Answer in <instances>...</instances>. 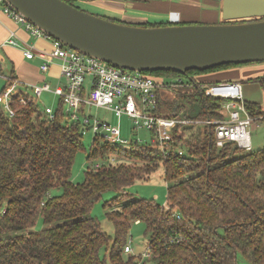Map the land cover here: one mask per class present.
Listing matches in <instances>:
<instances>
[{
    "label": "trees",
    "instance_id": "trees-1",
    "mask_svg": "<svg viewBox=\"0 0 264 264\" xmlns=\"http://www.w3.org/2000/svg\"><path fill=\"white\" fill-rule=\"evenodd\" d=\"M162 24L166 23L139 25ZM261 62L185 72L142 71L157 81L180 78L182 84L195 87L194 93H179L173 100L158 92L152 112L162 116L182 112L181 116L198 120L219 117L223 99L199 89L219 81L205 82L197 76ZM8 82L5 79L0 93ZM248 82L264 87V76ZM244 103L251 116L264 118L259 103ZM85 107L77 119L64 111L62 100L53 119L32 102L18 108L12 118L0 108V264H137L133 254L124 252L135 221L145 225V244L154 264H242L240 258L248 264H264V145L245 149L230 141L218 147L213 127H194L197 123L187 129L175 126L167 152L150 142H135L137 138L110 142L95 133L86 157L105 159L87 167L83 181L75 183L71 167L89 124L83 118L93 117ZM160 166L167 184L165 205L127 190ZM106 190L115 191L103 204L113 224L111 234L91 213ZM112 201L119 208H111ZM39 218L44 226L37 229Z\"/></svg>",
    "mask_w": 264,
    "mask_h": 264
},
{
    "label": "built area",
    "instance_id": "built-area-1",
    "mask_svg": "<svg viewBox=\"0 0 264 264\" xmlns=\"http://www.w3.org/2000/svg\"><path fill=\"white\" fill-rule=\"evenodd\" d=\"M3 10L15 20L23 23L36 34L50 37L37 26L33 25L23 14L13 8L5 0H0ZM14 32L10 31L7 42H14ZM51 38V48L48 51H40L41 71H47L52 60L60 63V72L64 78V84L51 86L48 82L27 83L21 82L14 76H5L9 82L0 93V108L8 118L18 114V108L28 102L36 104L43 92H51L63 102L64 111L72 119L79 118L82 105L102 106L110 109L119 119L126 115L131 119L132 129L140 127L149 130L150 143L158 147L162 152H167L173 140V129L188 123H201L213 127L215 145L220 147L226 142H234L237 146L251 149L249 125L261 116H251L245 106L242 93V85L239 81H219L202 85L199 89L207 96L221 97L222 103L219 109L220 118L212 120L208 117L190 119L178 115L162 116L153 113L158 104V94L166 88L182 85L180 78L173 81H157L153 77L145 75L142 71L121 68L107 63L95 56L74 49L62 41ZM26 58L34 56L32 46L23 50ZM26 85L31 88L32 96L27 97L20 87ZM160 92V93H158ZM41 113L48 119L54 118V107L46 105ZM94 118V117H93ZM84 122L90 123L88 117ZM95 132L100 133L107 141L127 143L130 139L121 135L119 124H111L94 118L89 125ZM135 142L141 143L137 138ZM179 154L183 150L178 149ZM4 211L2 207L1 212ZM176 216H178L176 214ZM124 252L133 254L137 264H154L152 251L149 244L137 253H133L129 243L124 246Z\"/></svg>",
    "mask_w": 264,
    "mask_h": 264
},
{
    "label": "water",
    "instance_id": "water-1",
    "mask_svg": "<svg viewBox=\"0 0 264 264\" xmlns=\"http://www.w3.org/2000/svg\"><path fill=\"white\" fill-rule=\"evenodd\" d=\"M5 1L50 37L121 68L185 72L264 61V0H221L218 23L150 26L118 22L67 0Z\"/></svg>",
    "mask_w": 264,
    "mask_h": 264
},
{
    "label": "crops",
    "instance_id": "crops-1",
    "mask_svg": "<svg viewBox=\"0 0 264 264\" xmlns=\"http://www.w3.org/2000/svg\"><path fill=\"white\" fill-rule=\"evenodd\" d=\"M69 1L75 6L91 13L128 24L218 23L221 21V0ZM10 31H13L15 34L12 38L14 41L12 43L7 42ZM27 46H32L34 49V56L32 58H26L23 54V50ZM50 48V37L32 32L23 23L8 15L0 4V68L3 72V78L4 75L8 76L11 73L12 76L25 84H38L42 82H48L51 86L64 84L59 60H52L47 71L40 70V51H48ZM259 76H264V62L200 74L197 76V79L205 82L239 81L241 84H248L249 78ZM20 89L27 97L32 96L30 87L22 85ZM43 94L47 97L50 96V98L53 96L51 92H43L41 96ZM46 100H40L39 98L36 104L43 109L44 106L50 104ZM244 100L248 99L244 98ZM255 102L260 104L258 101ZM86 112L90 114L88 111ZM258 120H261V118L255 120L256 125L258 124ZM183 126H181V129H183Z\"/></svg>",
    "mask_w": 264,
    "mask_h": 264
},
{
    "label": "rangeland",
    "instance_id": "rangeland-1",
    "mask_svg": "<svg viewBox=\"0 0 264 264\" xmlns=\"http://www.w3.org/2000/svg\"><path fill=\"white\" fill-rule=\"evenodd\" d=\"M5 85V80L3 78V72L2 70L0 71V91ZM242 93L243 97L248 100H255L260 102L262 109L264 110V87L260 85L257 82H248L242 83ZM195 87L193 86L192 83L190 84H182L179 86H172L170 88H166L161 91L162 96L165 95V98H169L170 100L174 99L179 93H194ZM47 99L48 103H50L54 108L57 107L58 105V98L57 96H52L50 98L45 96L44 94L40 97V100ZM49 104V105H50ZM89 107H86L85 110L88 111L92 116L100 121H106L111 124H119L121 135L123 137H126L128 139L130 138H140L141 143H149L150 142V137L151 134L149 130L146 128H138L134 129L132 131L131 125V119L126 116L122 115L119 119L115 117L113 112L105 107L102 106H95V105H86ZM219 110L217 111V113ZM178 116L182 115V112L179 114H176ZM91 117L90 123L87 124L84 127L83 134L81 137V143L82 147H80L75 155H74V160L72 163L71 167V180L75 183H80L84 179V171L86 170L87 167H93L95 163H100L102 162L105 158L103 157H97L93 159H87L86 155L89 153L91 143L93 136L95 135V131L89 127V125L92 124L94 121V118ZM183 117V116H182ZM203 118V117H202ZM201 118V119H202ZM220 116H215L213 115L210 119L215 120L219 119ZM256 121H252V123L249 125V130H250V140L251 144L253 146L252 149H257L261 146L264 145V118L261 120L257 121V125L255 124ZM192 123L184 124V125H190ZM195 124V123H193ZM201 123H197L194 127L199 126ZM205 125V124H202ZM193 127V126H192ZM190 127V128H192ZM180 128V127H178ZM204 128V126H203ZM100 133V131H99ZM184 136H186V133H184ZM111 161H114V157L111 158ZM163 170L162 167H158L150 176L149 178L145 180H136L133 182L131 185L128 186L127 190L130 193L135 194L136 196L139 197H145V198H151L155 200L156 202L165 205L166 204V198H167V184L165 180L163 179ZM59 189H55V192H57ZM115 194V191L112 190H106L102 194V199L97 200L94 205L91 208V213L94 215L98 221L100 222L102 228L108 233L111 234L113 231V224L112 221L106 217L105 215V210L106 208L104 207V201L106 200H111L112 196ZM116 201L110 202V207H116L117 203ZM110 208V209H111ZM115 209V208H114ZM44 226L42 219L39 218L34 225L35 228L39 229ZM147 236L145 233V225L143 222L135 221L130 225V228L128 230V235H127V243L132 247L133 253H137L142 251L146 244ZM125 255H128L125 253ZM240 261L242 264H248L246 260H243L240 258Z\"/></svg>",
    "mask_w": 264,
    "mask_h": 264
}]
</instances>
